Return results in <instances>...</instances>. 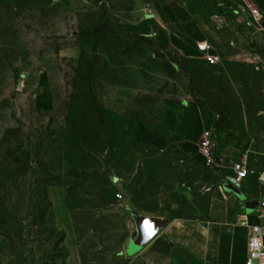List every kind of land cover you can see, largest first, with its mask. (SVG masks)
I'll use <instances>...</instances> for the list:
<instances>
[{"label": "rangeland", "instance_id": "obj_1", "mask_svg": "<svg viewBox=\"0 0 264 264\" xmlns=\"http://www.w3.org/2000/svg\"><path fill=\"white\" fill-rule=\"evenodd\" d=\"M252 10L258 0H0V264H143L142 245L126 247L135 207L199 216L213 172L202 140L173 150L171 109L206 105L213 129L243 134L247 158L264 160V18Z\"/></svg>", "mask_w": 264, "mask_h": 264}, {"label": "crops", "instance_id": "obj_2", "mask_svg": "<svg viewBox=\"0 0 264 264\" xmlns=\"http://www.w3.org/2000/svg\"><path fill=\"white\" fill-rule=\"evenodd\" d=\"M258 5L264 17V1L258 0ZM163 126L169 144L178 152L196 150L203 134L212 133L214 183L207 207L204 211L199 209V216L167 221L161 213H145L132 206L143 217L138 241H143L149 229L157 230L163 225L161 233L156 232L135 250L136 259L143 264H245L248 225L255 221L254 215L264 195V185L258 181L259 174L264 172V160L247 158L248 143L243 134L213 129L211 113L202 103L171 109L164 116ZM143 135L151 141L155 138L148 131ZM241 162H245L247 172L237 183L233 167ZM122 165L123 175L117 185L125 197L124 203H128V183L137 165L131 158ZM157 240L167 247L157 245ZM138 246L134 238L126 245L127 249Z\"/></svg>", "mask_w": 264, "mask_h": 264}, {"label": "built area", "instance_id": "obj_3", "mask_svg": "<svg viewBox=\"0 0 264 264\" xmlns=\"http://www.w3.org/2000/svg\"><path fill=\"white\" fill-rule=\"evenodd\" d=\"M251 16L254 19L261 20L262 15L257 10L251 11ZM205 46L207 52L206 62L208 65H215L218 62V56L210 52V47ZM210 135L208 132L203 134L202 137V149L201 155L204 160V165L206 167H213V153L211 151L212 144ZM235 171V182L239 183L247 172L245 162L235 164L233 167ZM258 181L260 184L264 185V172L260 173L258 176ZM245 218V215L242 217ZM255 221L248 225L247 231V254L245 259V264H264V195H262L259 208L254 215Z\"/></svg>", "mask_w": 264, "mask_h": 264}, {"label": "water", "instance_id": "obj_4", "mask_svg": "<svg viewBox=\"0 0 264 264\" xmlns=\"http://www.w3.org/2000/svg\"><path fill=\"white\" fill-rule=\"evenodd\" d=\"M157 232V230H155V229H149L147 232H145V234H147L145 237H143V241H138L137 239L136 240H134L135 241V244H137L138 243V245L139 244H141V245H143V243H145L146 241H148L151 237H153V235L155 234ZM151 236L149 239H148V236ZM141 235L139 234L138 235V237H140ZM140 246V245H139Z\"/></svg>", "mask_w": 264, "mask_h": 264}, {"label": "trees", "instance_id": "obj_5", "mask_svg": "<svg viewBox=\"0 0 264 264\" xmlns=\"http://www.w3.org/2000/svg\"><path fill=\"white\" fill-rule=\"evenodd\" d=\"M156 244L159 245V246H162V247H167V244L160 243V240H157Z\"/></svg>", "mask_w": 264, "mask_h": 264}]
</instances>
